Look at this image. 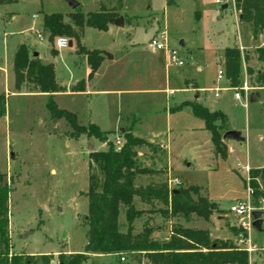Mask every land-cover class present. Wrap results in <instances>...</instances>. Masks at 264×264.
<instances>
[{
  "label": "rangeland",
  "instance_id": "374dc122",
  "mask_svg": "<svg viewBox=\"0 0 264 264\" xmlns=\"http://www.w3.org/2000/svg\"><path fill=\"white\" fill-rule=\"evenodd\" d=\"M75 1L79 4L76 9L66 0H12L0 5V67L9 77L7 85L0 76V94L6 101L5 115L0 118V172L9 190V255L52 254L53 264H58L59 254L84 251L89 155L106 149L104 143L82 132L89 121L108 132V141L117 148L124 142L122 132L130 128L142 138L156 136L147 138L151 147L139 151V164L148 172L136 178L137 185L144 186L150 180L169 185L177 179L180 185L173 189L199 188V194L220 210L211 217L214 229L217 226L228 241L245 249L238 219L229 212L233 203L246 198L249 171L255 169L252 165L248 172L243 169L244 144L235 142L238 147L228 150L225 159L215 157L210 135L202 130L203 122L191 117L187 109L169 113L168 108L183 97L179 83L186 77L202 82L207 91L219 88L222 82H217L216 75L224 69L219 60L222 51L235 46L254 60V50L264 42L263 33L253 38L251 30L240 23L232 0H173L171 4L167 0ZM52 13L66 19L69 14L84 20L99 18L106 30L83 26L79 46L72 41L68 48L58 50L55 39L50 43L43 30V16ZM118 17H122L123 26L111 21ZM163 31L169 48L179 53L184 66L167 65L163 51L149 49L150 41ZM19 45H25L31 57L37 53L38 60L53 66L56 81L65 92L54 94L52 99L58 109L75 115L77 128L47 110V95L14 88L12 63ZM99 61V70L91 67ZM80 81L86 85L87 96L70 92ZM169 90L174 93L168 94ZM206 95L213 97L209 92ZM257 101V106L248 104L246 109L242 102L228 99L231 113L225 116V124L242 137L249 130L251 160L261 157L264 162V146L258 151L252 139L255 119L264 116L262 101ZM135 201L137 209H149L137 198ZM164 208L157 203L154 210ZM254 209L262 211L264 221V208ZM218 215L225 216L223 222L218 223ZM147 216L155 228L154 239L168 237L175 225L193 229L208 226L196 216L184 222L168 214L146 212L135 221L134 233L141 231ZM119 225L121 231L126 230L124 210ZM256 235L254 229L246 234L255 247L249 264H264V237ZM215 236L218 234L211 240H216ZM103 260L118 264L115 257L94 258L86 264H102ZM121 263L140 264L130 259Z\"/></svg>",
  "mask_w": 264,
  "mask_h": 264
},
{
  "label": "trees",
  "instance_id": "16d2710c",
  "mask_svg": "<svg viewBox=\"0 0 264 264\" xmlns=\"http://www.w3.org/2000/svg\"><path fill=\"white\" fill-rule=\"evenodd\" d=\"M10 2L12 0H0V5ZM167 3H173V0H167ZM233 5L240 23L251 30L253 38L260 32L264 36V0H234ZM83 26L106 30L103 20L99 18L89 17L84 20L82 16L69 14L66 19V16L59 13L43 16V30L48 33L50 43L58 37H66L71 42L76 41L79 46ZM50 52L57 55L54 50ZM253 55L254 60L248 53L242 55L237 47L232 46L222 51L219 60L231 88H241L246 76L248 87L254 93H259L261 112L264 114V46L256 48ZM242 61L246 65L244 69ZM91 67L95 69L97 62L91 63ZM12 71L16 90L47 95V110L55 117H64L71 128H77L75 115L58 109L52 99L54 94L65 90L56 81L51 64L43 65L41 60L29 55L25 45H19L14 54ZM70 91H84V81L75 84ZM257 100L250 105L254 107ZM183 107H189L191 115L203 122L204 130L210 135L213 155L225 159L227 151L221 133L227 131L225 116L194 102H185L172 111ZM5 112V97L0 94V118ZM82 132L104 143L106 149L89 155L88 203L84 221L87 226V242L84 251L61 253L57 257L58 264H86L96 256L115 257L118 264H122L120 258H125L126 263L130 259L140 264H249L250 257L245 249L228 240H211L209 231L205 229L175 225L168 237L154 239L152 234L155 228L150 225L151 218L147 216L141 231L134 233L135 221L141 219L146 212L168 214L169 217L181 218L184 222H190L192 216H196L208 222L220 210L213 201L200 195L197 187L170 190L167 182L152 180L144 186L137 185L136 178L148 172L139 164L140 149L151 147V142L146 138L135 136L130 129L125 130L122 132L124 142L117 148L108 141V132L101 131L95 124L83 128ZM248 187L253 192L251 201L254 208H264V202H261L264 201V168L249 171ZM8 193L4 176L0 172V264H53L52 254L9 255ZM136 198L149 209H137ZM157 203L165 208L154 210ZM122 210L127 225L125 231H121L119 225ZM241 233L246 237L245 231L241 230Z\"/></svg>",
  "mask_w": 264,
  "mask_h": 264
},
{
  "label": "crops",
  "instance_id": "0c3cea01",
  "mask_svg": "<svg viewBox=\"0 0 264 264\" xmlns=\"http://www.w3.org/2000/svg\"><path fill=\"white\" fill-rule=\"evenodd\" d=\"M101 64H102L101 61H99V63L97 62L98 70L101 67ZM198 71H201V69H198ZM86 72L88 73V75H91V73L89 72V69L86 70ZM12 73H13V71H12ZM0 76L5 77L4 80H5L6 84L8 85V82H9V80H8L9 79L8 71L3 69L2 67H0ZM168 81L169 82L171 81L170 78L168 79ZM217 82H222L221 85H219V88L216 87L212 91H210V90L207 91L203 87L202 82H200L198 80H195L193 78H188V77L184 78V80H182L179 83L180 89H181V93L183 94V97L181 99H179V101L177 103H175L173 106H170L168 108L169 113L183 112L184 110L186 111V109H187L189 114L191 115V110H190L189 107H183L182 109H179L177 111H172L171 108L174 107V106L181 105L182 103H185V102L194 101V103L199 104V105L209 109L211 112L212 111H219L224 116L228 117L229 114L231 113V109H230L229 104L227 102L228 99L232 98V100L234 102H236V103H241L242 102V106L244 108H246V109L249 106L248 104H252V103H249L247 101V104L245 106V103H244L245 102V100H244V95L245 94L242 93V92H241V98L240 99H236L234 97V93L236 92V90L229 86V83L225 79V77H223L222 79H218L217 78ZM13 84H14V77H13ZM206 92L212 93L213 97L207 96ZM71 93H76L78 95L87 96L88 91L86 90L85 83H84V91H82V92H71ZM167 93L172 95L174 92L172 90H169ZM252 93H254V92L252 91V88L249 87V90L246 93L247 96H248V100H249L250 94H252ZM230 94H231V97H229ZM211 98L215 99V101H213V99H211ZM257 99H258V97L256 98V100ZM258 103L259 102L257 101L255 106H257ZM191 117H193V116L191 115ZM89 123L90 124H94V122H92V121H89ZM254 123L256 124L255 125V129H254L256 133H255V135L253 136L252 139H253L254 147L259 151L258 148L264 146V116L256 118ZM130 130L132 131V128H130ZM202 130H204V126H203ZM231 130H234V129H231ZM227 131H230V130L227 129ZM234 131H238V130H234ZM240 136L242 137L241 134H240ZM153 137H156V136L146 137V139L147 138H153ZM242 138L244 139L242 142H237V141L232 140V139H223L222 138L223 141H224V145L227 148V154H228V150H233L234 151L238 147L236 144H234L235 142L244 144V147H245V158H244L243 166H248V168H250V166L252 165V166H254L255 169L256 168H263L264 167V162L262 161L263 158L259 157V159H256V160H253V161L251 160L250 152H249L250 151L251 135H250L249 130L248 131L246 130V135H245V137H242ZM224 217L225 216H223V215L222 216L221 215L216 216V219H217L218 223L223 222L224 221ZM204 223H206L208 226L205 227V228H198V229L208 230L210 239L212 238V236L214 234H216V235L218 234V236H215V238H214L216 240H227V239H229L227 236H223L224 232L221 231L220 228H218L216 226V228L214 229V227L211 225L212 224L211 223V218H210V220L208 222L204 221ZM263 224H264V221L262 223V227H263ZM216 225H218V224H216ZM255 237H258V238L260 237L259 239H261V237H264V230L262 229V232H258V235H256ZM159 239H161V238H159ZM262 250L264 251V245L262 246ZM252 253H254V252H252ZM251 254H249V257H250ZM261 256L263 258L264 257V253ZM96 258H102V259L108 258L109 259V258H111V256H96ZM104 263H110V262H108V260H106V261L103 260L102 264H104Z\"/></svg>",
  "mask_w": 264,
  "mask_h": 264
},
{
  "label": "built area",
  "instance_id": "2783aa9c",
  "mask_svg": "<svg viewBox=\"0 0 264 264\" xmlns=\"http://www.w3.org/2000/svg\"><path fill=\"white\" fill-rule=\"evenodd\" d=\"M217 3H220V0H216ZM234 4V0H232ZM264 45V42L261 46ZM55 46L58 50L66 49L69 46V40L66 37H58L55 40ZM149 49L155 50V51H163L165 53V59L168 65H173L177 67L184 66V61L180 58L179 53L174 50L170 49L168 45V37L166 32H161L157 35L155 39H152L150 43L148 44ZM240 49L241 46H240ZM224 77V71L223 69H219L217 71V78L222 79ZM249 90V87L247 85L246 79L244 78V82L241 88L236 89V92L234 93V97L236 99L241 98V92L244 93V100H245V106L248 101L247 92ZM171 93V92H170ZM243 169L245 172L249 171L248 166H243ZM180 185V182L177 179H173L169 181V189L173 190V188ZM252 190L247 186L246 190V198L243 200L236 201L233 203L230 208L229 212L233 214L238 219V227L242 231H245V233L249 234L252 228V223L254 221L252 213L255 211L254 206L252 205ZM242 243L245 244V250L248 252V254H251L254 252L255 247L251 244L250 238L245 237L242 241ZM121 262H126L125 258H120Z\"/></svg>",
  "mask_w": 264,
  "mask_h": 264
},
{
  "label": "water",
  "instance_id": "95a60500",
  "mask_svg": "<svg viewBox=\"0 0 264 264\" xmlns=\"http://www.w3.org/2000/svg\"><path fill=\"white\" fill-rule=\"evenodd\" d=\"M67 3L69 4V6L72 8V9H76L79 4L78 2H76L75 0H66ZM223 8H227V5H224ZM116 26H123V19L122 17H118L116 19H113L111 20ZM72 45V42L69 41V46ZM182 45V43H181ZM33 58H36L38 56L37 53H33ZM108 59H112V56H108ZM48 62L47 60H43L42 61V64L43 65H46ZM259 97V93H252L250 94L249 96V100L248 102L249 103H254L256 98ZM223 139H232V140H235L237 142H242L244 139L240 136V133L238 131H234V130H230V131H226L223 136H222ZM11 157L12 154H11ZM252 216H253V223H252V228L257 231V232H262V223H263V220L261 218L262 216V211L260 210H255L253 213H252Z\"/></svg>",
  "mask_w": 264,
  "mask_h": 264
}]
</instances>
